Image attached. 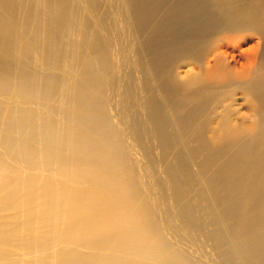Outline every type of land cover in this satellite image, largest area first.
<instances>
[{"label":"rangeland","instance_id":"rangeland-1","mask_svg":"<svg viewBox=\"0 0 264 264\" xmlns=\"http://www.w3.org/2000/svg\"><path fill=\"white\" fill-rule=\"evenodd\" d=\"M201 4L204 6V14L200 15L197 11L192 19L206 17L211 21L212 18L218 20L220 25L204 35V39L194 41L196 48L191 54L176 57L171 66L174 79L167 80L164 74L155 72L149 47L153 43V46L160 48L161 53L169 42L182 39L188 24V18L182 11L191 5ZM139 9L145 12V18H139ZM263 32L264 0H63L60 5H52L51 0H0V131H4L3 122L10 114L23 123L22 136L38 129L47 143L43 142L41 145L39 138L37 144L31 142L29 145H19L23 151L36 149V154L34 152L27 160L17 159L20 155L19 148L13 147L8 152H3L0 148V164L5 167L0 170V232L27 226L28 234L24 238L29 236L28 241L35 245L39 223L30 219L26 212L34 209L35 213L39 208H42L40 218L43 219L45 228L48 227L45 229L47 232L44 231L48 244L44 246L28 247L13 238L14 243L12 239L0 240V264L10 261L35 263L38 259L43 264H74L69 258L76 256L84 259L77 264H89L85 258L97 256L100 259L107 257L111 264H264V259L256 258L251 253H243L237 248L238 244L264 242V191L258 184L250 178L242 179L244 193L228 198L232 207L238 208L240 213H228L226 216V212L218 209L214 199L209 196L204 183L206 180L192 179L184 172L174 176L171 172L178 155L186 162L190 161V148L198 144L191 134L201 123L209 121V126H212L205 133L206 154L212 150L211 143L225 118L230 120L232 129L238 131L261 124L260 116L249 108L248 97L242 86L227 81L243 70L244 62L238 64L230 60V66H227L218 59L216 51L221 47L222 51L226 50L228 53L231 49H235L236 54L239 51L249 52L259 42L263 43ZM197 76H205L206 86L215 85L208 88L210 97L204 115L191 116L189 113L185 117V123L181 125L179 118L173 116L170 103L184 99L185 92L178 90L174 98L168 100L164 91L169 85L174 87ZM222 81L225 82L220 83ZM260 111L264 114L263 109ZM4 135L11 141L23 138L16 131ZM76 138H83L86 144H76ZM17 143L18 141L14 145ZM79 147L93 151L99 148L102 151L101 158L86 162L87 167H84L87 160L78 157L76 149ZM49 151L51 155L48 156L46 152ZM79 160L84 163L81 170L77 164ZM111 166H114L119 175L128 178L130 187L133 188H129L128 193V189L115 193L104 191L99 181L89 178L92 171L99 172ZM8 169L13 170V173L10 170L7 175ZM192 169L197 170L196 163H193ZM256 173L260 174L258 170H254V174ZM32 182L36 187L49 185L53 204L50 199L39 203V207L29 203L26 206L17 204L7 208L3 200L8 194L21 190L22 187L26 189ZM175 187L180 191H175ZM73 191L88 200V204L80 205L74 213V220L75 224L79 222L86 225L87 229L81 231L80 236L90 238V245L67 240L68 232H73L74 225L72 224L73 229L69 227V219H66L65 200ZM95 194L100 198H96ZM106 198L110 199L107 201ZM123 205L126 211L140 212L142 218L139 223L147 229L143 236L152 239L146 245L155 248V257H145L143 253L146 245L140 246L129 239H113L110 245L105 242V225L113 222L123 225L126 221L118 213L119 207ZM254 216L258 221L251 225L250 218ZM235 219L239 222L238 225ZM240 227H243L242 230ZM244 232L247 233L246 236ZM24 238L22 239L25 240ZM126 240L129 245L125 244ZM2 244L8 246L4 247ZM107 244L110 247H105ZM120 247L129 250L124 251ZM99 263L101 261L96 260L95 264Z\"/></svg>","mask_w":264,"mask_h":264},{"label":"bare ground","instance_id":"bare-ground-1","mask_svg":"<svg viewBox=\"0 0 264 264\" xmlns=\"http://www.w3.org/2000/svg\"><path fill=\"white\" fill-rule=\"evenodd\" d=\"M128 1V0H127ZM139 1V0H138ZM146 1V0H145ZM178 1V0H177ZM63 2V0H51V4H57L60 5ZM188 3V2H186ZM144 6V5H143ZM150 6V5H149ZM155 6V5H154ZM151 8V6H150ZM11 10V9H10ZM65 10V9H64ZM223 10V9H222ZM149 11V10H148ZM155 11V10H154ZM199 12L200 15L204 14V6L203 4H201L200 6H195V5H191L190 7H188L185 11H182V14H186V17L188 18V24H187V28H185L184 33L182 34V39H175L171 42H169L167 48H165L164 50L161 51L160 53V48H157L156 45L153 46V43H151L150 47H149V51L151 50L150 55L152 56V59L154 61V65H155V72L159 73V74H164L165 77H167V80H172L174 79V76L172 75V70H171V66L174 62V60H176V57H179L180 55H189L193 52V50H195L196 46L194 45L197 39L201 38L204 39V35L210 33L212 31V29L219 27V22L218 20H213L211 18V21L209 19H207L206 17L203 18H198V20H194L192 19V15L196 16L195 14H197L196 12ZM14 12V11H13ZM181 12V11H180ZM145 12L141 11V9H139V11L137 12L139 18L143 19L145 18ZM53 14V13H52ZM64 14V13H63ZM231 17V16H230ZM64 18V17H63ZM219 18V17H218ZM222 20V18H221ZM60 21V20H59ZM58 21V22H59ZM223 21V20H222ZM255 22V21H254ZM174 23V22H173ZM141 24V23H140ZM228 26V25H227ZM54 29V27H51ZM224 28V27H223ZM230 28V27H229ZM228 28V29H229ZM222 29V28H221ZM225 29V28H224ZM221 31V30H219ZM263 31V30H262ZM261 37H262V42H259L251 51L249 52H240L239 54L235 53V49L232 50L231 52L228 53V51H222L221 47L216 51L217 54L216 56L218 57L219 60H221L222 62H224L225 65L230 66L228 64V62H230V60L235 61L238 64H241L242 62H244V64L242 65L243 70L240 73H235L236 75L231 78L232 80H227L230 84H239L240 86H242V90L244 91V93L247 95V99L249 101V108L254 112L257 113L260 118L262 119L261 124L255 126V125H251V126H247L243 131H238V130H234L232 129V125L230 123V120L228 118H225V120L222 122L221 128L219 129L215 139H213V142L211 143V146L213 144V148L212 150L209 152H207L206 154V145H207V141L205 138V133L208 130V127H212L209 126L210 123L209 121L205 122L204 124L201 123V125L199 127H197L195 132H193L191 134V136H193V140L195 142H197L198 144L192 148H190V161L186 162V160L181 157L180 155H178V157L174 160L173 162V166L171 168V172L174 174V176L180 175V173H185L188 176H190L192 179H204L206 181H204L205 183V187L208 190L209 196H211L214 201H215V205L217 206L218 209H220L223 212H226V216L228 213H240L238 208L232 207L231 202L229 201V197L234 198L239 196L240 194L244 193V187L241 185V180L245 179V178H250L251 181H254L256 183V185L258 184L260 189L262 190V192L264 191V114H261L260 110H264V32L261 33ZM92 38V37H91ZM89 42V41H88ZM100 42V41H99ZM153 42V40L151 41ZM160 43V41H159ZM234 44V43H233ZM160 46V44H159ZM153 47V49H152ZM226 48V47H225ZM230 48V46H229ZM234 48V47H233ZM49 49V48H48ZM152 50H154L152 52ZM229 50V49H228ZM215 52V53H216ZM25 59V58H24ZM176 62V61H175ZM220 68V67H219ZM218 68V69H219ZM221 70V69H220ZM222 71V70H221ZM176 75V74H175ZM162 78V77H161ZM1 81V80H0ZM45 81H47L45 79ZM207 79L205 78V76H197V77H192L191 79H187L186 81H184L183 83H181L180 85H175L174 87H171L170 85L168 86V88L166 87L165 91H164V95L166 96V98L168 100L173 99L175 94L178 93V90H181L183 93L185 92V98L178 100V102H172L170 103V109L171 112L173 114L174 117H178L179 120L178 122L183 125L186 121V115L191 113V116H197V115H204V110H206V104L208 101V98L210 97L208 95V92L210 90H208V88L213 87L215 84H213L212 86H206ZM212 81V80H211ZM214 81V80H213ZM218 82V81H216ZM225 81H222L220 83H223ZM226 84V83H225ZM222 85V84H220ZM94 88V87H93ZM155 88V87H154ZM95 89V88H94ZM82 90V89H81ZM76 91V90H75ZM89 91V90H88ZM141 91V90H140ZM180 91V92H181ZM229 91V90H228ZM159 92V91H158ZM177 92V93H176ZM81 93V92H80ZM80 95V94H79ZM128 95V94H127ZM123 96V95H122ZM129 96V95H128ZM161 97V96H160ZM129 98V97H128ZM121 101V100H120ZM131 101V100H130ZM146 101V99H145ZM165 102V101H164ZM163 102V103H164ZM220 103V102H219ZM144 104V103H143ZM165 104V103H164ZM120 105V104H119ZM131 105V104H130ZM147 105V104H146ZM134 106V105H133ZM144 108V107H142ZM124 109V108H123ZM122 109V110H123ZM157 109V107H156ZM127 110V108H126ZM143 110V109H142ZM209 111V110H208ZM144 112V111H143ZM152 112V111H151ZM155 112V111H154ZM158 112V110H157ZM148 113V112H147ZM150 113V112H149ZM208 113V112H207ZM139 114V113H138ZM155 114V113H153ZM145 115V114H144ZM125 116V115H124ZM156 116V115H155ZM217 116V115H215ZM153 117V116H152ZM210 117V115H209ZM149 118V117H148ZM141 120V119H140ZM87 121V120H85ZM121 122V121H120ZM135 122V121H134ZM162 122V121H161ZM166 122V121H165ZM174 122V121H173ZM128 123V121H127ZM126 123V124H127ZM172 123V122H171ZM139 124V123H138ZM146 124V123H145ZM23 123L20 122L17 118H13L10 114L6 117L5 122H3V127H4V131H0V132H4V133H8L10 131H16V133L19 136H22L23 133V127H22ZM131 125V124H130ZM144 125V123H143ZM138 126V125H137ZM188 126V125H187ZM2 127V130H3ZM90 127H92L90 125ZM120 127V126H119ZM145 127V125H144ZM166 127V126H165ZM189 127V126H188ZM124 128V127H123ZM136 128V127H135ZM159 128V127H158ZM168 128V127H167ZM128 129V128H127ZM137 129V128H136ZM140 129V128H139ZM162 129V128H161ZM211 129V128H210ZM209 129V131H210ZM93 130V127H92ZM95 130V129H94ZM121 130V128H120ZM150 130V129H149ZM166 130V129H165ZM164 130V131H165ZM89 131V130H88ZM122 131V130H121ZM134 131V130H133ZM151 131V130H150ZM161 132V134H163V131L159 130ZM208 131V132H209ZM158 132V131H157ZM0 133V148L1 150L4 152H8L10 151L13 147L15 148H19L18 152H20V155L17 157V159L21 160H27L31 154L33 156L34 152L36 154V149L33 150V148L29 149V150H24L23 148L18 147L19 145H26V144H30L31 142H35V144L38 143V139L40 138L39 142L41 145H43V142L46 143L45 140H43L41 133L39 132L38 129L34 130L33 132H31L30 134L22 136V140L19 139L17 140L18 143L17 145H14L15 142L17 141H11L9 139V137H7L6 135H4ZM152 133V132H150ZM124 134V133H123ZM145 134V133H143ZM160 134V133H159ZM142 135V134H141ZM21 138V137H20ZM98 138V137H96ZM128 138V137H127ZM151 138V137H150ZM59 139V138H58ZM99 139V138H98ZM156 139V138H155ZM84 139H79L76 138L75 139V143L79 145V143L81 144V146L85 145L86 141H83ZM141 140V139H140ZM22 141V143H21ZM74 141V140H73ZM24 142V143H23ZM42 142V143H41ZM155 142V141H154ZM74 143V144H75ZM85 143V144H84ZM47 144V143H46ZM134 144V143H133ZM47 146V145H46ZM134 146V145H133ZM220 146V147H219ZM34 147V146H33ZM49 147V146H47ZM35 148H37L35 146ZM13 149V150H14ZM129 149V148H128ZM151 150V149H150ZM76 153L78 154L79 158H82L87 161H85V166L84 163L81 162L80 160L77 161L78 167L81 168L87 167L86 162L90 161H96L98 159L101 158V149L99 148H95V150H88L87 148H85L84 150L82 149V147H79L76 149ZM161 151V150H160ZM33 152V153H32ZM130 152V151H128ZM150 152V151H149ZM153 152V151H152ZM47 155H51L50 151L46 152ZM117 153V152H116ZM122 153V152H121ZM145 153V152H144ZM76 154V155H77ZM41 155V154H40ZM170 155V154H169ZM167 155V156H169ZM46 156V155H45ZM42 157H44V154L42 155ZM47 158V157H45ZM145 159V158H144ZM171 160V158H169ZM83 161V160H82ZM155 161V160H154ZM193 163H196V167L197 170L193 171L192 169V165ZM125 164V163H124ZM151 164V163H150ZM170 164V162H169ZM133 165V164H132ZM166 165V164H165ZM77 166V165H76ZM130 166V165H128ZM2 168H5L3 165L0 164V170H2ZM134 168V167H133ZM166 168V167H165ZM164 168V169H165ZM127 169V168H126ZM11 169H8L7 175L9 174ZM79 170V171H80ZM254 170H258L260 172V174H254ZM150 171V170H149ZM166 171V170H165ZM11 172L13 173V170H11ZM120 172V171H119ZM129 172V171H128ZM162 172V171H161ZM78 173V172H77ZM130 173V172H129ZM134 173V172H133ZM166 174V172H165ZM169 174V173H168ZM122 175V174H121ZM119 175V173H117L116 169L114 168V166H111L109 169L105 168L102 169L101 171L97 172V171H92L90 173V177L92 179V181H99L100 182V186L104 189V191H112L113 193H115L116 191H121V190H127V193L130 189H133L132 187H130L128 178L126 176H121ZM172 175V174H170ZM165 176V175H164ZM161 177V175H160ZM167 176H165L166 178ZM260 177V178H259ZM175 178V177H174ZM4 179H7V177L4 176ZM132 179V178H131ZM168 179V178H167ZM176 179V178H175ZM15 180V179H14ZM28 180V179H27ZM34 180V179H33ZM173 180V179H170ZM178 180V179H177ZM23 181V180H22ZM35 181V180H34ZM54 181V180H53ZM63 181V179H62ZM140 181V180H139ZM166 181V180H165ZM174 181V180H173ZM172 181V182H173ZM179 182V181H177ZM135 183V182H134ZM156 183V182H155ZM163 183V182H162ZM174 183V182H173ZM92 184V183H91ZM136 184V183H135ZM145 184V183H144ZM157 184V183H156ZM164 184V183H163ZM183 184V183H182ZM28 185V184H27ZM32 185V186H31ZM29 184L26 189L23 188L21 190H15L13 192H10L8 194V196L5 198V200H3L5 202V204L8 206L7 208H12L17 204H20L19 206H26L29 203H34L39 207V203L42 202H48L51 198V193L49 191V185L44 184L41 185L40 187H36L32 184ZM153 185V184H152ZM174 184H172L173 186ZM179 185V184H178ZM136 186V185H135ZM134 186V187H135ZM147 186V185H145ZM165 186V185H163ZM190 186V185H189ZM20 187V186H19ZM96 187V186H95ZM149 187V186H148ZM171 187V186H170ZM180 187V186H179ZM194 187V186H193ZM197 187V186H196ZM38 188V190L36 189ZM62 188V187H61ZM64 188V187H63ZM161 189V186L159 187ZM158 188V189H159ZM182 188V187H181ZM188 188V187H187ZM139 189V188H138ZM146 189V188H145ZM153 189L154 186H153ZM176 189V187H175ZM51 190V189H50ZM53 190V189H52ZM64 190V189H63ZM141 191V188L139 189ZM180 189H176L175 191H177ZM182 190V189H181ZM97 191V189H96ZM157 191V190H156ZM172 191V190H171ZM186 191V190H185ZM131 192V191H130ZM143 192V191H142ZM146 192V191H145ZM164 192V191H163ZM182 191V195H183ZM188 192V191H187ZM97 193V192H96ZM106 193V192H105ZM122 193V192H121ZM120 193V194H121ZM137 193V192H136ZM158 193V192H156ZM160 193V192H159ZM158 193V194H159ZM181 193V192H180ZM186 193V192H185ZM247 193V192H246ZM99 194V193H98ZM124 194V193H123ZM154 194V193H153ZM157 194V195H158ZM162 194V192H161ZM160 194V195H161ZM96 195V194H95ZM110 195V194H109ZM136 195V194H135ZM145 195V194H144ZM159 195V196H160ZM164 195V194H163ZM172 195V194H171ZM175 195V194H174ZM181 195V196H182ZM189 195V193H188ZM208 195V194H207ZM97 196V195H96ZM103 195L101 194V197ZM129 196V195H128ZM143 196V194H142ZM147 196V195H146ZM167 196V195H166ZM177 196V195H176ZM180 196V195H179ZM180 196L181 199H183ZM264 196V194H263ZM99 196H97L96 198H98ZM107 197V195H106ZM109 197V196H108ZM115 199L117 198L116 196H114ZM126 196H124L125 198ZM198 197V196H197ZM196 197V198H197ZM95 198V196H94ZM100 198V197H99ZM135 198V196H134ZM139 198V197H137ZM146 198V197H145ZM144 198V199H145ZM164 198V197H163ZM110 198H106V200L108 201ZM150 199V198H149ZM169 199V198H168ZM173 199V198H171ZM204 199V197H203ZM55 200V199H54ZM57 200V199H56ZM60 201V199H58ZM57 200V201H58ZM119 200V199H118ZM151 200V199H150ZM170 200V199H169ZM177 200V199H175ZM184 200V199H183ZM187 200V199H186ZM191 200V198L189 199ZM56 201V202H57ZM58 201V202H59ZM65 212L67 214L66 219H69V227L74 225V229L73 232L70 231H66L68 232V237L67 240H72L73 242H76L80 245H90V243L92 242V240L90 238L88 239H84L81 238L80 234L81 231H84L85 228L87 229L86 225L84 223H79L76 222L75 224V218H74V213L77 212V210L79 209V206L83 205V204H88V200L86 201L77 191H73L71 192L67 199L65 200ZM99 201V199H98ZM115 201V200H113ZM124 201V200H123ZM122 201V202H123ZM139 201V200H138ZM142 201V200H140ZM192 201V200H191ZM202 201V200H201ZM53 204V200L51 199L50 201ZM97 202V201H96ZM143 202V201H142ZM178 202V200L176 201ZM175 202V204H176ZM182 202V201H181ZM189 202V201H188ZM98 203V202H97ZM96 203V204H97ZM109 203V202H107ZM139 203V202H138ZM137 203V205H138ZM145 203V202H144ZM171 203V202H170ZM180 203V202H179ZM207 203V202H206ZM245 203V202H244ZM264 203V202H263ZM140 204V203H139ZM147 204V203H146ZM186 204V203H185ZM190 204V203H189ZM125 205V204H124ZM120 206L119 207V215L122 219H125V223L123 225H120L119 223L113 222L110 224H106L105 225V229H104V233H103V237L105 239V242H108V244H112L113 239L114 240H123L125 241V239H129L131 241H133V243H137L140 246H145L146 243L149 245V242H151L149 238H146L143 236V232L146 231L147 229L139 223V221L141 220V215L139 211H135V212H129L126 211L125 206ZM142 205V204H141ZM145 205V204H144ZM184 205V204H183ZM187 205V204H186ZM207 205V204H206ZM210 205V204H209ZM235 205V204H234ZM35 206V205H34ZM93 206V205H92ZM107 205L105 204V207ZM114 206V205H112ZM139 206V205H138ZM181 206V204H180ZM190 206V205H189ZM214 206V205H213ZM42 207V206H40ZM95 207V206H94ZM98 207V206H97ZM103 207V208H105ZM133 207V206H132ZM131 207V208H132ZM174 207V206H173ZM187 207V206H186ZM196 207V206H195ZM87 209V207H85ZM134 208V207H133ZM136 208V207H135ZM208 208V207H207ZM41 209L39 208L37 209V211L34 213V209L29 210V212H26L27 216L32 219V220H36L39 223V228L36 231V244H32L30 243L31 241H28V238H24L25 234H28V227L24 226L25 228L21 227V228H17V227H12L14 229L12 230H8L7 232H0V240H5L6 239L9 241L12 238L13 239H17L18 241H21V243L25 246L28 247H33V246H44L46 245V240H45V236H44V231L45 229V223L43 221V219H41ZM49 209V208H48ZM170 209V208H168ZM202 209V208H200ZM27 210V211H28ZM85 210V209H84ZM102 210V209H101ZM171 210V209H170ZM176 210V209H175ZM174 210V211H175ZM131 211V210H130ZM151 211V210H150ZM183 211V208H182ZM185 211V210H184ZM197 211V210H196ZM33 212V213H32ZM167 212V211H166ZM180 212V211H179ZM90 213V212H88ZM169 213V212H168ZM181 213V212H180ZM188 213V212H187ZM202 213V212H201ZM44 214V213H43ZM91 214V213H90ZM174 214V213H173ZM172 214V215H173ZM183 214V213H182ZM191 214V213H190ZM211 214V213H210ZM150 215V214H149ZM171 215V216H172ZM176 215V214H175ZM247 215V214H246ZM43 216V215H42ZM90 216V215H88ZM170 216V217H171ZM174 216V215H173ZM206 216V215H204ZM233 216V215H232ZM26 217V216H25ZM49 217V216H48ZM192 217V216H191ZM43 218V217H42ZM207 218V217H205ZM204 218V220H205ZM226 218V217H225ZM228 218V217H227ZM241 218V217H240ZM239 218V220H240ZM49 219V218H48ZM90 219V218H89ZM196 219V217H195ZM251 219V220H250ZM247 218V220H250L251 225H253L252 223H255L258 221V218H256V216L251 217V218ZM46 220V219H45ZM92 220V219H91ZM152 220V219H151ZM184 220V219H183ZM218 220V219H217ZM242 220V219H241ZM246 220V222H248ZM53 221V220H52ZM51 221V222H52ZM56 221V220H55ZM209 221V220H208ZM232 221V220H230ZM228 221V222H230ZM236 221V219H235ZM174 222V221H173ZM172 222V223H173ZM188 222V221H187ZM206 222V221H205ZM219 222V221H217ZM234 222V221H233ZM242 222V221H241ZM8 223V221H7ZM26 222H24L25 224ZM163 223V222H162ZM195 223V222H194ZM197 223V222H196ZM221 223V222H220ZM231 223V222H230ZM239 223L236 221V224ZM3 224V223H2ZM23 224V225H24ZM54 224V222H53ZM52 224V226H53ZM68 224V223H66ZM168 224V223H167ZM192 224V222H191ZM209 224V222H208ZM227 224V223H226ZM241 224V223H240ZM244 224V223H243ZM4 225V224H3ZM6 225V224H5ZM4 225V226H5ZM125 225V226H124ZM170 225V224H169ZM183 225V224H182ZM194 226V224H192ZM212 225V224H211ZM224 225V223L222 224ZM229 225V224H228ZM234 226V224H232ZM238 225V224H237ZM249 225V224H247ZM21 226V225H20ZM41 226V228H40ZM55 226V225H54ZM164 226V225H163ZM177 226V225H176ZM190 226V225H189ZM203 226V225H202ZM205 226V225H204ZM220 226V225H219ZM218 226V227H219ZM226 226V225H225ZM243 226V225H240ZM250 226V225H249ZM5 227L8 228V226L6 225ZM4 227V228H5ZM51 227V226H50ZM56 227V226H55ZM65 227V226H64ZM170 227V226H169ZM200 227V225H199ZM223 227V226H222ZM220 227V228H222ZM247 227V226H246ZM36 228V227H35ZM53 228V227H52ZM52 228L51 231H52ZM171 228V227H170ZM215 228V227H214ZM218 228V229H220ZM227 228V227H226ZM230 231H231V227ZM238 228V226H237ZM241 228V227H240ZM243 228V227H242ZM242 228L240 230H242ZM263 228V227H262ZM3 229V228H2ZM194 229V228H193ZM246 229V228H245ZM249 230H252L250 228H248ZM264 229V228H263ZM7 230V229H6ZM67 230V229H65ZM64 230V231H65ZM195 230V229H194ZM193 230V231H194ZM204 230V229H202ZM217 230V229H216ZM228 230V229H226ZM238 230V229H237ZM248 230V231H249ZM173 231V230H172ZM192 231V232H193ZM207 231V230H206ZM211 231V230H210ZM218 231V230H217ZM256 231V230H255ZM258 231V230H257ZM47 232V230L45 231V233ZM53 232V231H52ZM51 232V233H52ZM63 232V231H62ZM225 232V231H224ZM223 232V233H224ZM232 232V231H231ZM238 232V231H237ZM49 233V232H48ZM198 233V232H197ZM205 233V231H204ZM226 233V232H225ZM242 233V231H241ZM245 233V232H244ZM57 234V233H56ZM66 234V233H65ZM178 234V233H177ZM199 234V233H198ZM197 234V235H198ZM222 234V233H221ZM228 234V232H227ZM230 234V233H229ZM232 234V233H231ZM236 235L238 233H235ZM234 234V235H235ZM247 233H245L246 236ZM251 234V233H250ZM257 234V233H254ZM259 234V233H258ZM263 234V233H262ZM47 235V234H46ZM61 235V234H60ZM64 235V234H63ZM67 235V234H66ZM100 235V233H99ZM102 235V234H101ZM182 235V234H181ZM200 235V234H199ZM204 235V234H202ZM207 235V234H206ZM205 235V236H206ZM214 235V234H213ZM212 235V236H213ZM224 235V234H223ZM235 235V236H236ZM239 235V234H238ZM242 235V234H241ZM244 235V234H243ZM260 235V234H259ZM257 235V236H259ZM49 236V235H48ZM160 236V235H159ZM184 236V235H183ZM189 236V235H188ZM211 236V235H210ZM218 236V235H217ZM24 238L25 240H23L22 238ZM47 237V236H46ZM169 237V236H168ZM179 237V236H178ZM191 237V236H190ZM193 237V236H192ZM230 237V236H229ZM250 237V236H248ZM255 237V236H252ZM50 238V237H49ZM47 238V241L48 239ZM61 238V237H60ZM65 238V237H64ZM181 238V237H180ZM241 238V236H240ZM244 238V237H243ZM251 238V237H250ZM12 239V240H13ZM20 239V240H19ZM58 239V237H57ZM56 239V241H57ZM159 239V238H158ZM163 239V238H162ZM191 239V238H190ZM220 239V238H219ZM238 239V236H237ZM242 239V238H241ZM53 240V239H52ZM194 240V238H193ZM213 240V239H212ZM217 240V239H216ZM246 240V239H245ZM251 240V239H250ZM256 240V239H255ZM63 241V240H62ZM128 244V240H126ZM166 241V240H165ZM178 241V240H177ZM186 241V240H185ZM184 241V242H185ZM190 241V240H189ZM199 241V240H197ZM201 241V240H200ZM11 242V241H10ZM9 242V243H10ZM14 243V240L12 241ZM60 243V241H58ZM65 242V241H64ZM68 242V241H67ZM95 242V241H94ZM179 242V241H178ZM181 242V241H180ZM196 242V241H194ZM236 242V241H235ZM249 242V241H248ZM263 242V241H262ZM6 243V242H5ZM12 243V244H13ZM66 243V242H65ZM115 243V241H114ZM155 243V241H154ZM157 243V242H156ZM163 243V242H162ZM166 243V242H165ZM192 244V242H190ZM198 243V242H197ZM212 243V242H211ZM217 243V242H216ZM48 244V243H47ZM51 244V243H50ZM62 244V243H61ZM60 244V245H61ZM99 244V243H98ZM105 245V247H108L109 245ZM185 244V243H184ZM222 244V242H221ZM4 247L6 244H2ZM55 245V244H54ZM129 245V244H128ZM131 245V244H130ZM157 245V244H156ZM193 245V244H192ZM207 245V244H206ZM210 245V243H209ZM212 245V244H211ZM1 246V245H0ZM8 246V244L6 245ZM53 246V245H52ZM58 245L56 244V247ZM71 246V245H70ZM76 246V245H75ZM116 246V245H115ZM118 246V245H117ZM138 246V247H140ZM159 246V245H158ZM167 246V245H166ZM198 246V245H196ZM217 246V244H216ZM225 246V245H224ZM110 247V246H109ZM119 247V246H118ZM127 247V246H126ZM156 247V246H155ZM160 247V246H159ZM199 247V246H198ZM211 247V246H210ZM62 247H60L61 249ZM71 248V247H70ZM96 248V246H95ZM100 248V247H99ZM122 250L127 251L129 250L128 248H122L120 247ZM163 248V247H162ZM193 248V246L191 247ZM195 248V247H194ZM237 248H239L238 250L242 251L243 253H251L253 255L257 257H259L261 260L264 259V242L263 244H259V242L257 244H238ZM4 249V248H3ZM73 249V248H72ZM101 249V248H100ZM104 248H102L103 250ZM127 249V250H126ZM155 249V248H154ZM153 249L152 246H145L144 248V255L145 257H155V250ZM158 249V248H157ZM171 249V248H170ZM226 249V248H225ZM28 250V249H27ZM30 250V249H29ZM77 250V249H76ZM80 250V249H79ZM84 250V249H83ZM138 250V249H137ZM143 250V249H142ZM165 250V249H162ZM161 250V251H162ZM168 250V249H167ZM172 250V249H171ZM170 250V251H171ZM203 250V248H202ZM217 250V249H216ZM229 250V249H228ZM236 250V248H235ZM237 250V251H238ZM2 251V249H1ZM75 251V250H74ZM81 251V250H80ZM90 251V250H89ZM88 251V252H89ZM109 251V250H108ZM131 251V250H130ZM178 251V250H177ZM198 251V250H197ZM224 251V249H223ZM31 252V251H30ZM96 252V251H95ZM168 252V251H165ZM173 252H175V250H173ZM210 252V251H209ZM217 252V251H216ZM225 252V251H224ZM231 252V250H230ZM55 253V252H54ZM66 253V250H65ZM76 253V252H75ZM110 253V252H109ZM182 253V252H181ZM202 253V252H200ZM206 253V252H205ZM215 253V252H214ZM226 253V252H225ZM234 253V252H233ZM105 254V253H104ZM129 254V253H128ZM167 254V253H166ZM175 254V253H174ZM179 254V253H178ZM184 254V253H183ZM182 254V255H183ZM197 254V252H196ZM199 254V253H198ZM46 255V254H45ZM44 255V256H45ZM55 255V254H54ZM62 255V254H61ZM72 255V254H71ZM108 255V254H106ZM117 255V254H116ZM127 255V254H125ZM159 255V254H158ZM180 255V254H179ZM186 255V254H185ZM202 255V254H201ZM228 255V254H227ZM249 255V254H248ZM251 255V256H253ZM171 256V255H170ZM203 256V255H202ZM212 256V255H211ZM210 256V257H211ZM221 256V255H220ZM231 256V253H230ZM233 256V255H232ZM253 256V258L255 257ZM10 257V256H9ZM62 257V256H61ZM77 257V256H76ZM76 257H70L69 260L74 261V264L76 263H80L82 262L84 259H79ZM83 257V256H82ZM128 257V256H127ZM132 257V255H131ZM186 257V256H185ZM209 257V258H210ZM216 257V256H215ZM226 257V256H225ZM239 257H241L239 255ZM4 258V257H2ZM30 258V257H29ZM43 258V257H42ZM65 258V256H64ZM97 257H93V258H85L86 260H88L89 264H92L91 262H94V264L96 263V260H100L102 264H111L109 262V260H107V257H102V259ZM162 258V257H161ZM224 258V257H223ZM229 258V257H228ZM231 258V257H230ZM234 258V257H233ZM247 258V255H246ZM26 259V258H25ZM112 259V258H111ZM150 259V258H149ZM155 259V258H153ZM186 259V258H185ZM225 259V258H224ZM251 259V258H250ZM15 260V259H14ZM27 260V259H26ZM29 260V259H28ZM32 260V259H31ZM34 260V259H33ZM39 261L32 263V262H27V261H20V262H16V261H10L7 263H3V264H43L42 261L40 259H38ZM64 260V259H63ZM85 260V261H86ZM115 260V259H113ZM180 260V258H179ZM215 260V259H214ZM231 260V259H230ZM229 260V261H230ZM242 260V259H241ZM259 260V259H257ZM260 260V261H261ZM36 261V260H35ZM54 261V260H51ZM127 260H125L126 262ZM140 261V260H139ZM155 261V260H154ZM238 261V260H236ZM1 262V260H0ZM99 262V261H97ZM134 262V261H133ZM158 262V261H157ZM162 262V261H161ZM190 262V261H189ZM216 262V261H215ZM220 262V261H219ZM226 262V261H225ZM232 262V261H231ZM248 262V261H247ZM258 262V261H256ZM47 263V262H46ZM59 263V262H58ZM99 263V264H101ZM172 263V262H170ZM169 263V264H170ZM181 263V262H180ZM188 263V262H187ZM191 263V262H190ZM250 263V262H249ZM263 264V262H261ZM55 264V263H54ZM164 264V263H163ZM193 264V263H192ZM195 264V263H194ZM225 264V263H224ZM227 264V263H226ZM229 264V263H228ZM247 264V263H246ZM254 264V263H253Z\"/></svg>","mask_w":264,"mask_h":264}]
</instances>
